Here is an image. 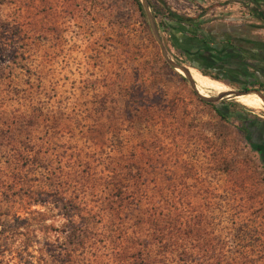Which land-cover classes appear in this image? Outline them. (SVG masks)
I'll use <instances>...</instances> for the list:
<instances>
[{
    "label": "rangeland",
    "instance_id": "obj_1",
    "mask_svg": "<svg viewBox=\"0 0 264 264\" xmlns=\"http://www.w3.org/2000/svg\"><path fill=\"white\" fill-rule=\"evenodd\" d=\"M209 3L177 8L192 26L148 11L172 63L243 93L210 103L164 61L141 4L0 0V264H264V102L240 101L264 82V0ZM224 29L248 39L233 42L242 66L221 68L231 81L182 53L210 57ZM118 178L132 194L119 208Z\"/></svg>",
    "mask_w": 264,
    "mask_h": 264
},
{
    "label": "trees",
    "instance_id": "obj_2",
    "mask_svg": "<svg viewBox=\"0 0 264 264\" xmlns=\"http://www.w3.org/2000/svg\"><path fill=\"white\" fill-rule=\"evenodd\" d=\"M248 1L252 2L254 0H248ZM132 2L136 6L138 12L142 15L139 0H132ZM157 2H160V3L158 4ZM147 4L153 13L157 12L160 15L161 21L159 22V25L163 29L167 25H169V26H172V25L175 26V25H181V24H186L189 26L194 25L193 24L194 19L192 17H181L180 15L176 14L175 12L169 10L168 7H166L164 1H162V0H153L152 3L148 2ZM170 24H172V25H170ZM214 78L216 79V77H214ZM208 105H211V104L208 103ZM214 112L219 118H222V116L218 113L217 110L216 111L214 110ZM240 131L244 134L246 133L244 128L240 129ZM124 180H126V179H124ZM124 180L122 178H118L115 180V204H116V207H118V208L121 207L125 201H129L132 199V194L128 189V187H130V185L128 184V181H124ZM147 215L150 216V218H151L149 228L151 229L152 233H155V237H157V242L159 244H161L162 247H164L165 249H168L169 251H171L172 248H178V246L176 245V242H171L170 239H172V238L169 236L170 235L169 233L172 230V228H174V225L172 223H169L170 226H169L168 230H170V231H166L164 233V228H166L165 223H162L159 215H156V213H152V212L148 213ZM72 231H73L72 238L74 240L73 244L77 245L78 242L81 241L82 234H80L78 232L76 233V231L74 229H72ZM160 236H163V238H164L163 241H161ZM173 250L177 251V249H173ZM180 252L182 254L184 251L181 250Z\"/></svg>",
    "mask_w": 264,
    "mask_h": 264
},
{
    "label": "crops",
    "instance_id": "obj_3",
    "mask_svg": "<svg viewBox=\"0 0 264 264\" xmlns=\"http://www.w3.org/2000/svg\"><path fill=\"white\" fill-rule=\"evenodd\" d=\"M167 5H169V10H172L173 12L175 11V13H178V7H183V9H185V11H189V9H194V8H197L199 7L200 8V11L205 8L206 6H208L210 3H209V0H167L166 2ZM215 9H219V6H216ZM212 9H209V11H211ZM198 14V13H196ZM185 16H193L192 14L188 15V14H185ZM205 16V14L201 13V14H198L196 15V22L200 23L201 20H203V17ZM231 17H229L230 19ZM220 20L218 19L217 21L213 22V24H215L214 28H217V26H219V23ZM223 22H225L223 20ZM232 23V21H231ZM199 27L201 28V26L199 25ZM199 28V31L197 32L198 33V37L199 38H206L209 37V35L207 33H203L202 32V29ZM224 30H228L227 32L224 31V32H221V34L218 36L217 35V39L216 41L214 40H210L211 42H216L214 43V45L216 46H220V51L219 53H221V55H223L224 57H226L228 54L230 53H233L234 50L233 49V42H235L233 39H237V40H242L245 44L248 43V39H244L243 36H239V34L235 33L233 34L232 31H230L229 29H224ZM218 32V30H217ZM204 36H207V37H204ZM216 38V36H215ZM211 39V38H210ZM202 40V39H201ZM211 43L209 42L208 45H210ZM244 48V47H243ZM249 49L252 48V47H248ZM254 51H257L256 52V56H258V58L256 57V60L259 61V67H261L262 69H264V44L263 45H260L259 43H255L253 45V48ZM237 50V49H236ZM235 50V51H236ZM245 50V48L243 49ZM235 53V52H234Z\"/></svg>",
    "mask_w": 264,
    "mask_h": 264
},
{
    "label": "flooded vegetation",
    "instance_id": "obj_4",
    "mask_svg": "<svg viewBox=\"0 0 264 264\" xmlns=\"http://www.w3.org/2000/svg\"><path fill=\"white\" fill-rule=\"evenodd\" d=\"M204 40H206V39H203V40L198 42L200 44L198 46H201L202 48H199V50L197 52H200V50L205 48L204 44H205L206 41H204ZM233 40L235 41V39H233ZM236 42H242L243 43V41L241 39L240 40L236 39ZM195 46L197 47V45H195ZM208 46H210V45H208ZM219 48L218 47H217V49L208 48L209 51H211V53H212L210 55V57H208V58L207 57L203 58L200 55L198 56L196 54H192V55L189 56V51L185 52L184 50H183L182 53H183V55L185 57H187L186 60L189 61V63L193 67H195L196 69L205 70V71L210 69L211 70V75L216 77L217 80H219V81H226V80L227 81H231L232 78L229 75L230 71H225L224 69H221V68H223L224 65H226V64H231L232 61H234V60H237V63L241 64L240 63V61H241L240 59L243 58L242 57V53L241 54H238V53H233L232 54V53H230L226 57H224L223 55H221V53H219V51H220ZM239 66H242V64L239 65ZM239 66H238V68H239ZM211 68L214 69V70H212ZM251 83L252 84H255V83L257 84V86L255 88L256 91L264 93V82H262L261 80L256 82V80L253 79Z\"/></svg>",
    "mask_w": 264,
    "mask_h": 264
},
{
    "label": "water",
    "instance_id": "obj_5",
    "mask_svg": "<svg viewBox=\"0 0 264 264\" xmlns=\"http://www.w3.org/2000/svg\"><path fill=\"white\" fill-rule=\"evenodd\" d=\"M140 4L145 12V15L147 17V21H148V24H149V27H150V30H151V33L160 49V52H161V55L164 59V61L170 66L172 67L173 69L175 70H179L181 71V73L183 74V76L188 80L191 88L193 89L194 93L196 94L197 98L200 99L201 101H205V102H215L217 101L218 99H220L221 97L220 96H215V97H207V96H203V95H200L197 91H196V88H195V85L187 71V68H184V67H181V66H178L174 63H172L167 57H166V54H165V50L161 44V41L159 39V36H158V33L156 31V27H155V24H154V21H153V18L152 16L150 15L149 11H148V4L146 3L145 0H140ZM233 96H238V95H242L243 93L239 92V91H229ZM253 93L255 95H257V97H259V99H261L263 102H264V98L256 91V90H253Z\"/></svg>",
    "mask_w": 264,
    "mask_h": 264
},
{
    "label": "bare ground",
    "instance_id": "obj_6",
    "mask_svg": "<svg viewBox=\"0 0 264 264\" xmlns=\"http://www.w3.org/2000/svg\"><path fill=\"white\" fill-rule=\"evenodd\" d=\"M188 73L193 78L192 81L195 85L196 90L203 95L204 91L200 89L199 86L204 87L205 89L213 90L218 96L228 97L231 96V93L221 87L216 81L209 79L208 77L201 75L196 70L190 68ZM196 82V83H195ZM245 95V96H244ZM241 96L240 101L247 106L254 105L255 103H260V99L256 95H246ZM204 96V95H203Z\"/></svg>",
    "mask_w": 264,
    "mask_h": 264
}]
</instances>
